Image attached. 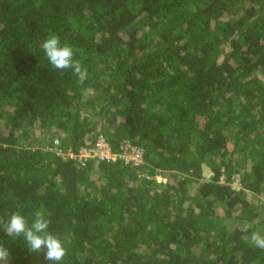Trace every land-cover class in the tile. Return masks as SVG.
<instances>
[{"label":"trees","instance_id":"obj_1","mask_svg":"<svg viewBox=\"0 0 264 264\" xmlns=\"http://www.w3.org/2000/svg\"><path fill=\"white\" fill-rule=\"evenodd\" d=\"M50 33L83 77L52 68ZM99 134L141 162L48 149ZM40 207L73 236L61 264H264L242 231L264 226V0H0V217Z\"/></svg>","mask_w":264,"mask_h":264},{"label":"clouds","instance_id":"obj_2","mask_svg":"<svg viewBox=\"0 0 264 264\" xmlns=\"http://www.w3.org/2000/svg\"><path fill=\"white\" fill-rule=\"evenodd\" d=\"M44 56L54 69H71L78 77L86 74L81 61L74 58V50L67 42L62 43L60 37L50 33L40 44ZM50 213L43 207L33 210L30 219L20 211L0 217V230L12 239H22L29 252L43 253L48 264H61L67 255V245L72 243L73 236L67 233L63 238L49 230ZM242 231L249 233L248 242L257 248L264 249V226L255 227L250 222L242 223ZM10 252L0 243V264H8Z\"/></svg>","mask_w":264,"mask_h":264},{"label":"built area","instance_id":"obj_3","mask_svg":"<svg viewBox=\"0 0 264 264\" xmlns=\"http://www.w3.org/2000/svg\"><path fill=\"white\" fill-rule=\"evenodd\" d=\"M49 150L54 151L57 155L79 160L81 164L89 158H97L99 160L114 161L116 159H123L125 163L138 164L141 162V152L139 148L132 143L123 140L120 144L119 151L113 152L102 134H99L94 142L87 146H82L77 152H74L70 147L63 149L59 146L58 139L53 140V144L48 147ZM223 178V176H221ZM239 175L232 176L230 185L232 188L238 190L240 188Z\"/></svg>","mask_w":264,"mask_h":264},{"label":"rangeland","instance_id":"obj_4","mask_svg":"<svg viewBox=\"0 0 264 264\" xmlns=\"http://www.w3.org/2000/svg\"><path fill=\"white\" fill-rule=\"evenodd\" d=\"M203 174L206 178H208V176H211V174L209 173V171L204 167V170H203Z\"/></svg>","mask_w":264,"mask_h":264},{"label":"crops","instance_id":"obj_5","mask_svg":"<svg viewBox=\"0 0 264 264\" xmlns=\"http://www.w3.org/2000/svg\"><path fill=\"white\" fill-rule=\"evenodd\" d=\"M209 177V176H208Z\"/></svg>","mask_w":264,"mask_h":264}]
</instances>
